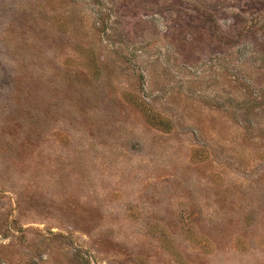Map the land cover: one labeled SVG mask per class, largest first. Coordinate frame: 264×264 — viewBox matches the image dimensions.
Instances as JSON below:
<instances>
[{
	"label": "rangeland",
	"instance_id": "obj_1",
	"mask_svg": "<svg viewBox=\"0 0 264 264\" xmlns=\"http://www.w3.org/2000/svg\"><path fill=\"white\" fill-rule=\"evenodd\" d=\"M0 264H264V0H0Z\"/></svg>",
	"mask_w": 264,
	"mask_h": 264
}]
</instances>
